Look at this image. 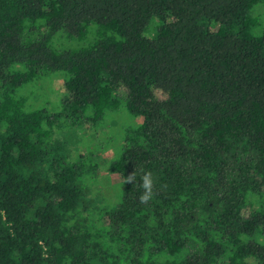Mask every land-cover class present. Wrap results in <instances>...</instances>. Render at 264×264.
Masks as SVG:
<instances>
[{
    "label": "trees",
    "instance_id": "16d2710c",
    "mask_svg": "<svg viewBox=\"0 0 264 264\" xmlns=\"http://www.w3.org/2000/svg\"><path fill=\"white\" fill-rule=\"evenodd\" d=\"M258 3L0 0V264H264ZM118 110L106 184L80 148Z\"/></svg>",
    "mask_w": 264,
    "mask_h": 264
},
{
    "label": "rangeland",
    "instance_id": "374dc122",
    "mask_svg": "<svg viewBox=\"0 0 264 264\" xmlns=\"http://www.w3.org/2000/svg\"><path fill=\"white\" fill-rule=\"evenodd\" d=\"M252 13L254 16L259 18V21L264 24V3H258L254 6ZM86 40H77V45H82L83 42ZM39 83L34 85V93L36 98L40 99V101H43L45 99H48L47 101H52L56 99V94L61 89L62 84V77L58 75H52L48 76L46 78L40 79L38 81ZM42 94L41 95H39ZM46 101V100H45ZM129 117H132L127 111L125 110H118L115 111V113L109 114L103 123L95 130V134L92 135L93 129H87L85 132L89 138H86L87 142H89L90 148L82 147L80 148V151L85 152L88 151V153H91V151H94V158L100 165V173H101V181L102 183L106 184H115L118 181H120V177L110 172V161L114 157L116 150L118 149L120 145V139L119 136H111V133H107L110 127L115 132H118L121 128L124 129L125 122L129 119V121L132 123L133 119H130ZM135 121H138L139 118H135ZM82 134V132H81ZM108 134V135H107ZM83 136V134H82ZM101 144V146H99ZM99 146V147H98ZM105 187V185H104ZM104 187H101L103 189ZM245 214L249 215L251 208L247 207L245 210Z\"/></svg>",
    "mask_w": 264,
    "mask_h": 264
},
{
    "label": "clouds",
    "instance_id": "9594fccd",
    "mask_svg": "<svg viewBox=\"0 0 264 264\" xmlns=\"http://www.w3.org/2000/svg\"><path fill=\"white\" fill-rule=\"evenodd\" d=\"M136 182V172L128 174L125 178V184H134ZM140 186L143 188L142 194L139 196V201L142 204L148 203L154 196V182L152 174L146 172L141 178Z\"/></svg>",
    "mask_w": 264,
    "mask_h": 264
}]
</instances>
